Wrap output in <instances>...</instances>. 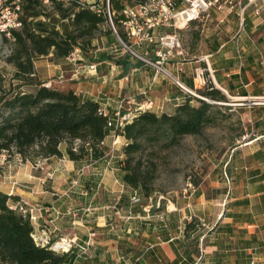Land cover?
<instances>
[{"label":"crops","instance_id":"0c3cea01","mask_svg":"<svg viewBox=\"0 0 264 264\" xmlns=\"http://www.w3.org/2000/svg\"><path fill=\"white\" fill-rule=\"evenodd\" d=\"M239 14L238 9H214L209 22L190 27L195 26L196 33L190 28L182 31L183 45L185 39L194 40L200 51H184L188 62L182 64V58H177L166 65L172 76L134 57L128 58L125 50L112 55L111 60L96 63V72L89 71L93 63H80L94 81L103 79L105 93L113 96L149 84L150 90L155 89L151 99L152 110L157 112L171 110L188 94L175 80L195 95L206 89L208 86L196 81L195 68L207 66V84L215 85L229 99V103H223L228 108L225 110L242 115L244 131L235 138V147L221 173L214 179L210 174L207 177L212 180L192 189V202L177 200L172 209L157 202L142 206L130 203L126 208L114 203L66 211L50 206L51 201L42 204L39 226L45 227L43 232L53 239L68 238L75 243L76 258L70 264H134L126 263V254L129 260L138 258L139 264H264V17L253 5L245 11L244 25ZM171 32L173 29L168 27L156 30L157 34ZM151 48L140 54H151V60H158L157 47ZM201 56L209 57L208 64L198 61ZM67 64L73 68L78 65L67 60L56 65ZM129 81L130 85L125 83ZM77 85L67 90H75ZM143 91L136 95L146 94ZM83 97L101 100L112 115L120 103L110 102L101 91ZM121 140L125 142V138ZM4 192L9 193L0 189V193ZM13 195L19 200L35 201L20 187ZM192 217L201 222V227L186 240L183 229ZM194 238L199 239V246H189ZM88 242L91 245L87 251L79 248Z\"/></svg>","mask_w":264,"mask_h":264},{"label":"trees","instance_id":"16d2710c","mask_svg":"<svg viewBox=\"0 0 264 264\" xmlns=\"http://www.w3.org/2000/svg\"><path fill=\"white\" fill-rule=\"evenodd\" d=\"M2 1L4 7H12L18 0ZM20 1L22 27L10 29V37L2 32L4 41L13 45L6 60L14 72L9 78L0 70V154L16 151L25 159L67 156L80 168L83 162L95 164L103 160L105 147L111 146L117 133L125 138L117 160L119 178L137 194L138 200L152 197L163 154L180 146L186 137L199 136L215 124L213 111L221 103H229V99L215 85L208 84L197 92L199 98L186 94L184 101L169 111L139 110L115 130L117 118L105 111L104 102L83 97L73 89L46 86L36 68L38 60L49 56L61 64L77 49L82 53L78 62L111 60L107 52L99 53L97 44V33L108 23L103 13L105 2L50 0L49 5L44 0ZM143 2L111 0L113 21L120 36L124 35V9ZM109 27L106 32L113 33ZM127 56L133 57L130 53ZM110 119L115 120L112 126ZM18 198L0 193V260L5 264L72 263L76 258L73 248L61 252L35 241L36 229L30 219L11 208L19 202ZM129 199L122 196L124 208L131 203ZM200 227L196 218L186 221V240ZM192 242L189 246H199L198 238ZM124 259L127 263L129 256L126 254ZM130 262L139 264L140 260L132 258Z\"/></svg>","mask_w":264,"mask_h":264},{"label":"rangeland","instance_id":"374dc122","mask_svg":"<svg viewBox=\"0 0 264 264\" xmlns=\"http://www.w3.org/2000/svg\"><path fill=\"white\" fill-rule=\"evenodd\" d=\"M1 16L2 14H0ZM108 25L110 26L109 22L102 31L97 33V44L101 48L99 53L107 52L108 56H112L122 52L125 50L123 41L131 45L132 50L136 54L139 52V55L142 51L152 49L151 47L148 48L147 45L135 46L133 41L126 39L124 35L120 36V39L123 40L121 41L114 31L113 33L106 32V30H110ZM190 29L188 30L192 33L198 31L195 26ZM193 41L191 39L184 40V51H188L190 54H198L200 50L197 51L199 48L196 50V44ZM12 47L11 42L4 41L0 30V70H3L9 78L12 77L14 68L7 63L6 59L10 55ZM126 53H130L136 61L142 60L131 52L127 51ZM149 58H151V54H149ZM81 62L76 63L78 65L75 68L68 64L59 67L49 56L38 60L36 68L37 73L47 82L46 86L67 90L73 85L81 83L75 87V91L80 95L99 94L101 91L107 95L104 98H109L110 102L112 100L120 102L114 116L121 118V120L124 116L129 117V115L131 116L141 110L143 106L153 103L151 98L153 94L155 95V89L150 90L149 84L146 86L139 85L138 89L134 84L135 90H130L131 88L123 90L120 94L117 93V96L105 93L104 80L94 81V78L85 74L83 65H80ZM86 62L89 63L88 60ZM125 83L129 84L130 81ZM142 90L146 94H138L137 96L136 94ZM220 105L213 111L217 117L215 124L205 128V131L199 136L186 137L180 146L163 154L159 161V173L155 182L156 193L152 197H143L141 200L134 199L133 190L119 178L117 160L124 141L117 133H114L111 146L105 147L106 155L103 160L95 164L83 162L80 168H77L67 156L49 159L34 156L31 159H25L16 151H3L0 154V189L12 193L20 187L35 198V201L30 202L34 207L41 208L42 204L46 205L51 201L50 206H55L57 209L61 207L62 211H66L67 208L81 209V207L90 206L95 208L97 205L122 204V196H129L131 203L138 206H142V204L154 205L161 202L165 207L169 206L171 209L174 208L172 204L177 200L187 202L191 199L192 202L194 198H190L192 189L201 185L205 180H212L207 177L210 174L213 178L221 173V168L228 162V158L235 147V138L244 131L242 115L229 112L224 108L221 109ZM106 112L108 113L107 109ZM38 214L41 219V213L38 212ZM121 215L125 217L123 213ZM192 219L193 217L189 221ZM35 226V234L45 235L43 232L45 227L39 226V221ZM48 237L53 242L52 247H55L56 242H62L60 238L53 239L49 235ZM0 264L5 263L0 260Z\"/></svg>","mask_w":264,"mask_h":264},{"label":"built area","instance_id":"2783aa9c","mask_svg":"<svg viewBox=\"0 0 264 264\" xmlns=\"http://www.w3.org/2000/svg\"><path fill=\"white\" fill-rule=\"evenodd\" d=\"M44 1L46 4L50 3V0ZM93 1L105 2L106 7L103 12L104 16L107 17L114 33L120 39L119 31L113 21L114 13L111 11L110 7L111 0ZM20 2L21 1L18 0L13 3L12 7H4L3 1L0 0V14H2L0 17V30L1 32H5L8 37H10V29L22 27L20 20ZM86 2L88 1L86 0ZM250 5L255 6L256 11L258 13H262L264 17V0H145L143 3H137L134 6L125 8L123 11L125 18L122 20L121 24L123 26L124 36L126 39L128 38L133 41L135 46L147 45L149 48L152 47V45H155L157 47L155 55L158 56V60H151L147 53L144 56L139 55L138 53L136 54V52L132 50L131 45L122 39L120 40L123 41L126 52H131L133 55L140 57L144 63L148 64L152 68L154 67L160 73L172 76L169 70H166V65L177 58H182V64L189 61L188 55L184 52L183 41L180 37V33H182V31L189 29L195 23L206 24L209 22L214 9H217L219 12L226 11L227 9L231 11L238 9L240 12V22L244 25V14ZM99 13H102V11L99 10ZM167 27L172 28L173 32L167 34L156 33L157 29ZM81 54V51L77 49L70 57H68L67 61L70 64L76 65L81 58ZM208 60V56H201L198 58L199 62L205 64H208ZM89 71L96 72L97 65L92 64L89 66ZM207 73H210L207 66L204 67L200 64L195 68V79L201 86H208L206 79ZM175 81L177 85L185 89L188 94L199 97L195 95L194 92L183 87L178 80ZM152 109L153 103L141 108V110ZM130 118V115L129 117L124 116L123 120H121V118H117L115 130H117L120 126H124L126 120ZM114 121V119H110L109 125L112 126ZM10 195H13V191ZM134 199H137L136 193ZM11 208L21 212L25 217H28L33 226H35L40 219L38 212H42L40 207H34L30 202L24 199H20L19 202L12 204ZM60 240L62 242H56L54 244L55 247L53 246L52 248L67 252L75 246V243L71 239L61 238ZM35 241L42 246L53 245V242L49 240L47 234H35ZM90 245L91 243L88 242L86 245L79 246V248L86 251Z\"/></svg>","mask_w":264,"mask_h":264},{"label":"water","instance_id":"95a60500","mask_svg":"<svg viewBox=\"0 0 264 264\" xmlns=\"http://www.w3.org/2000/svg\"><path fill=\"white\" fill-rule=\"evenodd\" d=\"M197 98H199V97H197ZM222 105H223V103H221Z\"/></svg>","mask_w":264,"mask_h":264},{"label":"bare ground","instance_id":"6f19581e","mask_svg":"<svg viewBox=\"0 0 264 264\" xmlns=\"http://www.w3.org/2000/svg\"><path fill=\"white\" fill-rule=\"evenodd\" d=\"M59 246H61V245H59Z\"/></svg>","mask_w":264,"mask_h":264}]
</instances>
